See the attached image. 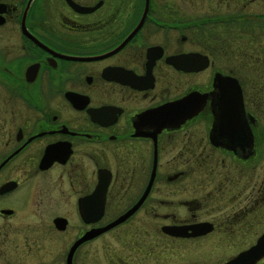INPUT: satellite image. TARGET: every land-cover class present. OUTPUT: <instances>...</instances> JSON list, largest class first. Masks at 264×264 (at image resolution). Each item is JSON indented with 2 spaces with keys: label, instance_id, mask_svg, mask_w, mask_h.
Wrapping results in <instances>:
<instances>
[{
  "label": "flooded vegetation",
  "instance_id": "1",
  "mask_svg": "<svg viewBox=\"0 0 264 264\" xmlns=\"http://www.w3.org/2000/svg\"><path fill=\"white\" fill-rule=\"evenodd\" d=\"M263 236L264 0H0V264H224Z\"/></svg>",
  "mask_w": 264,
  "mask_h": 264
},
{
  "label": "water",
  "instance_id": "2",
  "mask_svg": "<svg viewBox=\"0 0 264 264\" xmlns=\"http://www.w3.org/2000/svg\"><path fill=\"white\" fill-rule=\"evenodd\" d=\"M216 80H219V78H216ZM217 87L219 88V90L221 89L222 92H224L225 89H229L227 86H225L223 84L222 81L218 82ZM223 97H225L224 94L223 95L220 94L215 100V111H214L215 119H214L213 127H212V136H213V138L216 139V141L218 143H220L219 141L222 140L223 133L226 130H228V135H231V134H233V132H235L234 134H236L237 128L238 129L240 128V121L239 120H231V119L225 118V114H224L225 108L223 107V104H224V98ZM225 133L227 134V132H225ZM101 211H102V206L100 208V212ZM205 225H206V223L196 225L195 229H192L193 234H191V235H194V234L198 235V234H202L205 231H207L204 228ZM109 226L110 225L101 229V231H103L104 229H107ZM174 231L176 234L184 235V232L181 229H177ZM261 241H264V236L262 237ZM263 250H264L263 245L257 246L255 248H251L248 251L244 252L243 254L235 256L234 258H232L231 260H229L228 262H226L224 264H252L254 258L257 255H261L263 253Z\"/></svg>",
  "mask_w": 264,
  "mask_h": 264
},
{
  "label": "rangeland",
  "instance_id": "3",
  "mask_svg": "<svg viewBox=\"0 0 264 264\" xmlns=\"http://www.w3.org/2000/svg\"><path fill=\"white\" fill-rule=\"evenodd\" d=\"M253 11H255V8H253ZM21 220H22V219H20V221H21ZM104 250H105V249H102V248H101V255H103L102 252H104ZM105 251H106V250H105Z\"/></svg>",
  "mask_w": 264,
  "mask_h": 264
}]
</instances>
